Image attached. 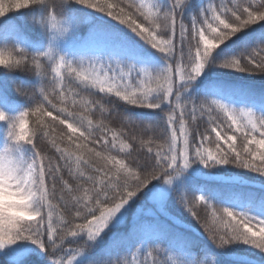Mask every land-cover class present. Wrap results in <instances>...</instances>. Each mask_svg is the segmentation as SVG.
<instances>
[{
    "label": "snow or ice",
    "instance_id": "6c2138e0",
    "mask_svg": "<svg viewBox=\"0 0 264 264\" xmlns=\"http://www.w3.org/2000/svg\"><path fill=\"white\" fill-rule=\"evenodd\" d=\"M0 264H264V0H0Z\"/></svg>",
    "mask_w": 264,
    "mask_h": 264
},
{
    "label": "trees",
    "instance_id": "16d2710c",
    "mask_svg": "<svg viewBox=\"0 0 264 264\" xmlns=\"http://www.w3.org/2000/svg\"><path fill=\"white\" fill-rule=\"evenodd\" d=\"M10 19L18 21L19 17H18V15L16 13H12L11 16H10Z\"/></svg>",
    "mask_w": 264,
    "mask_h": 264
}]
</instances>
